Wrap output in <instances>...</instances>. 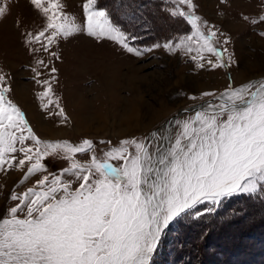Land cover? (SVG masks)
<instances>
[{"label": "snow or ice", "instance_id": "6c2138e0", "mask_svg": "<svg viewBox=\"0 0 264 264\" xmlns=\"http://www.w3.org/2000/svg\"><path fill=\"white\" fill-rule=\"evenodd\" d=\"M96 3L83 4L89 37L114 41L138 57L154 48L183 52L200 69L233 63L226 47L229 38L196 15L193 0H171L175 7L168 9L172 17L191 25L190 35L142 50L128 43L132 37L113 24L108 12L97 10ZM30 4L44 23L39 31L23 33L25 45L32 53L43 51L59 59L52 46L81 27L64 11L61 0ZM7 10L6 2L0 5V16ZM243 19L264 23V14ZM259 35L264 37V32ZM221 38L223 49L217 47ZM35 64L33 79L43 88L38 93L42 109L54 107L49 114L66 123L68 116L53 90L55 77L40 79L39 67L48 65L42 59ZM6 80L0 72V172L15 169L22 173L21 185L30 178L35 183L10 194L15 203L0 218V264H152L166 230L182 219L201 216L192 212L198 205L218 206L228 197L264 192V78L239 86L229 83L218 95L202 93L201 98L213 99L186 118L174 119L167 134L153 132L117 145L100 140L105 148L99 156L90 138L79 143L41 139L8 98L11 87ZM77 154L88 159L82 162ZM49 157L68 165L59 174L49 173L44 163Z\"/></svg>", "mask_w": 264, "mask_h": 264}, {"label": "rangeland", "instance_id": "374dc122", "mask_svg": "<svg viewBox=\"0 0 264 264\" xmlns=\"http://www.w3.org/2000/svg\"><path fill=\"white\" fill-rule=\"evenodd\" d=\"M125 1L129 0H97L94 7L108 12L113 24L132 37L128 40L132 47L142 50L191 34V25L187 21L170 15L168 9L175 7L171 0H144L138 9L132 5L133 1H129L131 7L125 5ZM5 2L8 10L0 16V72L6 75V83L11 87L8 98L24 112L41 139L79 143L83 138H90L98 146V156L102 155L100 149L105 148L99 145L100 140H111L117 145L126 138L150 137L180 109L213 99L201 98L202 93L218 95L229 83L239 86L264 78V37L259 35L264 32V23L253 25L243 19L244 16L250 20L258 19L264 14V0H227V3L193 0L196 15L209 25H215L230 40L226 47L233 63L230 67L217 69L197 68L183 52L170 53L163 48H154L138 57L114 41L89 37L84 30L83 4L86 0H61L64 11L81 31L67 39L61 38L52 46L51 50L59 59L43 51L32 53L24 43L23 33L39 31L43 19L30 0H0V5ZM181 7L187 11L186 6ZM129 12L135 13L134 18L140 17L139 21L136 18L131 24ZM140 12H145L146 17ZM217 47H225L222 38ZM37 59L48 65L47 68L39 67V78L55 77L53 90L68 116L66 123L49 114L56 111L54 107L48 111L41 107L38 93L43 88L33 79L35 73L32 72ZM52 67L57 69L55 73L50 72ZM16 88L27 95L18 96ZM192 96L197 99H190ZM192 113L187 112L176 119H184ZM77 158L82 162L88 159L80 154ZM44 163L53 174H59L68 165L67 161L54 157L46 158ZM21 178L22 173L15 169L0 172V218L15 203L9 199L11 192L23 191L35 183V178H30L21 185ZM234 205L241 207L239 217L233 214L235 210L230 211ZM207 208H214V211L208 213ZM226 208L229 213H223ZM197 211L202 215H193L170 225L152 264H215L213 258L219 252L215 251L218 240L242 241L245 249L236 260L223 245L218 264H264V235L258 239L243 233L258 225L264 229V192L228 197L218 206L206 202L192 210L193 213ZM218 223H224V227H214ZM242 234L244 237L241 238Z\"/></svg>", "mask_w": 264, "mask_h": 264}, {"label": "trees", "instance_id": "16d2710c", "mask_svg": "<svg viewBox=\"0 0 264 264\" xmlns=\"http://www.w3.org/2000/svg\"><path fill=\"white\" fill-rule=\"evenodd\" d=\"M130 2H132L133 1V3H132V5H135L136 6V8L138 9V7L140 6V4L142 3V1H144V0H129ZM129 1H125V5H128V6H132V5H129ZM129 17H128V20L130 21V23L132 24L133 23V20L134 19H138V21H139V19H140V17H136V18H134L135 17V13H130L129 12ZM140 15L142 16H144L145 15V17H146V14H145V12H140ZM137 21V20H136ZM147 23H149V21H147ZM246 205H248L249 207H250V205L246 202L245 203ZM230 207L232 206V205H229ZM241 207H237L236 205H234L233 206V210H231L230 209V211H234V215H236V216H238L239 217V214H241L240 213V211L239 210H241L240 209ZM226 212H228L229 213V211H227V208L226 209H223V213H226ZM219 214H222L221 213V211H219ZM230 214H231V212H230ZM235 216V217H236ZM236 219V218H235ZM236 220H238V218L236 219ZM216 226H218V228L219 227H224V223H218V224H216L214 227H216ZM243 233H244V235H248V236H255V237H257L258 239H262L261 237H263V235H264V229L262 228V227H260L259 225H258V227H256V228H249V229H246L245 231H243ZM242 236H243V234L241 235V238H242ZM244 237V236H243ZM244 243L242 242V241H237V242H234V241H220V240H218L216 243H215V247H216V252H218V253H215L214 254V258H213V262L215 263V264H218L219 263V260H220V253H221V248H222V246L224 245V247H226V249H228L229 251H231V257H235V259L237 260L238 258L237 257H241L242 255H240V253L242 252L243 253V251L245 250L244 249V245H243ZM216 254H218V256H216ZM216 259H217V262H216ZM231 260V259H230ZM236 260L234 261V262H236ZM237 264H241V263H238L237 262Z\"/></svg>", "mask_w": 264, "mask_h": 264}, {"label": "bare ground", "instance_id": "6f19581e", "mask_svg": "<svg viewBox=\"0 0 264 264\" xmlns=\"http://www.w3.org/2000/svg\"><path fill=\"white\" fill-rule=\"evenodd\" d=\"M20 88V87H19ZM23 88V87H22ZM15 91H16V93L18 94V96H22L23 94H25V95H27V93H25V91H22V92H20L19 93V89H15ZM20 94V95H19ZM24 95V96H25ZM23 96V97H24ZM30 114H32L31 112L29 113V116L31 117V115ZM171 119H174V118H171ZM173 120H171V121H169V122H167L163 127H162V129L161 130H158L157 132H160L161 134H167V132H170V131H172V128H173V126H172V124H171V122H172ZM166 130V131H165Z\"/></svg>", "mask_w": 264, "mask_h": 264}, {"label": "water", "instance_id": "95a60500", "mask_svg": "<svg viewBox=\"0 0 264 264\" xmlns=\"http://www.w3.org/2000/svg\"><path fill=\"white\" fill-rule=\"evenodd\" d=\"M204 102H205V101H204ZM204 102H203V103H204ZM203 103L201 102V103H198V104L192 105V106H190V107H188V108L180 109L176 114H174L173 116H171V117H170L169 119H167L165 122H166V123L169 122V121L171 120V118L176 119V118L180 117L181 115H183V114H185V113H187V112H193V111L196 109L197 106L202 105ZM165 122H164V123H165Z\"/></svg>", "mask_w": 264, "mask_h": 264}]
</instances>
